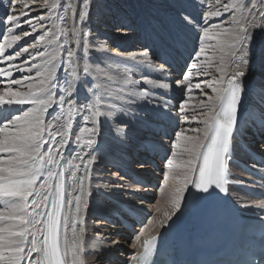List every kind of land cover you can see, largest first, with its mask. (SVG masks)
I'll return each mask as SVG.
<instances>
[{
	"label": "snow or ice",
	"instance_id": "6c2138e0",
	"mask_svg": "<svg viewBox=\"0 0 264 264\" xmlns=\"http://www.w3.org/2000/svg\"><path fill=\"white\" fill-rule=\"evenodd\" d=\"M260 3L264 5V0ZM78 4L77 17L73 9ZM189 5L197 7L195 0H167L162 16H153L144 22L145 39L151 40L155 47L146 46L145 51L129 52L126 57H109L113 62L102 68L99 63L91 62L94 48L91 29L83 28L90 17V3L84 7L81 0H43L42 9H47L49 15L33 18L32 5L27 0H6L0 15L3 29L0 32L3 39L0 43V87L3 88L0 91V206L3 207L0 210V264H83L80 254L84 252V236L82 229L77 232V225L83 223V214L93 194L92 172L98 154L103 151L102 123L123 114L126 106L137 105L141 100L144 104L150 103L153 89L170 88L169 83L144 76L142 66L153 67L151 53L161 61L158 72L166 75L172 62H178L187 47L185 26H191L197 35L176 87L191 93L195 70V89L207 96L199 77L201 73L208 75L217 53L216 71L220 75L206 83L215 95L207 96L196 105L197 109H207L206 112H193L189 117L187 101L180 102L179 115L184 122H197L198 115H202L199 122L203 128H192L198 134L189 136L188 129L178 127L171 138L172 158L167 159L168 171L163 175L165 183L172 178L179 186L169 190V202L179 210L184 194L192 189L195 190L193 200L201 198L197 193L209 196L217 190L227 193L229 164L234 159L239 134L247 126L239 115L249 91L244 83L248 75L244 69L251 67L254 33L257 27L264 26L255 21L264 19V7L258 9L252 0H231L230 3L216 0L215 10L204 11L201 3L198 7L202 24H199ZM230 13L232 27L210 23ZM236 13L241 15L237 17ZM53 18L63 21L65 26L58 32L53 30L59 27L55 24L44 30L42 22ZM245 22L248 26H244ZM24 24L29 30H23ZM38 27L43 34L35 42L2 55L5 49L36 33ZM116 27L128 25L117 22ZM17 29L22 35L16 34ZM40 45H44V51H37ZM48 46L53 47L50 50ZM209 51L212 56L207 55ZM21 57L23 61L17 63ZM136 70L141 71L138 79L132 78ZM16 73L28 74L14 78ZM140 85L150 87L140 89ZM25 105L30 107L25 109L22 107ZM157 112L154 108L153 113ZM78 118L80 126L73 136L72 129ZM141 119L145 124L162 122L158 115ZM182 145V152L175 151ZM182 154L187 156L178 166L182 173L173 175L174 159ZM160 191L163 193L164 188ZM174 214L164 215L171 220ZM142 236L144 231L136 236V241ZM156 240V236L143 240L139 264H148Z\"/></svg>",
	"mask_w": 264,
	"mask_h": 264
},
{
	"label": "rangeland",
	"instance_id": "374dc122",
	"mask_svg": "<svg viewBox=\"0 0 264 264\" xmlns=\"http://www.w3.org/2000/svg\"><path fill=\"white\" fill-rule=\"evenodd\" d=\"M99 1L102 2V6H101L102 7V10L99 11L101 15L98 16V14H97V12L95 10H93V11L90 10V14L93 15V17L95 18L96 23H98L97 25L94 26V29H92V31H91L92 34H93V36H96L95 37L96 39L98 38V32L99 33L100 32L101 33H103V32L104 33L105 32H109V33H106V34H108L109 36H111V33L110 32H112V34H115L116 35L117 34V31L119 29L121 30V32L128 33V34H129V31H131V30H132V32H135V33L137 32V34L139 33L138 35H140V33H144V30H142V31H139L138 30L139 27L137 26V24L135 26L134 23H129L127 21V19H125L123 17V14L122 13H119V11L117 12V10H115L117 8V5L118 6H123V7L125 6V5H123L122 0H113V1H115L113 3L111 1L109 3L108 0H99ZM163 1L164 0H162V1L161 0H136V2H138L140 4V6L144 9V11L146 10L147 6L149 5L151 8H155L157 11H159V13H161V15H163L165 13L166 6H167V2H163ZM201 1H204V2H201ZM211 1H216V0H211ZM27 2L32 5L31 16L33 18H36L39 15H45V16L49 15L47 9H42L43 0H35L34 3H33V0H27ZM225 2L226 1H224L223 3H225ZM257 2H258V4H261L260 3V0H258ZM4 3H6V0H4ZM4 3H0V15H2L3 12H4ZM126 3L129 4V6L127 7V10L130 13L132 12V15L135 16V15L139 14L138 11L136 10V8H134V7L131 6V4L133 3L132 1L126 0ZM201 3H203V10L204 11H210V9H212V8L209 7V3L207 5L205 4V3H207V0H200V1L199 0H196L195 1V4L197 5V7H193L192 5H189V6H191L193 8L192 9L193 16L194 17H198V21L196 20V22L197 23L200 22L202 24L201 18H200V14H199L200 13V8L198 7V5L201 4ZM151 8H147V9H151ZM190 9L191 8L189 7V11H190ZM152 13H156V12L153 11ZM110 14H113L116 17H112L111 18L110 17ZM117 16L118 17L121 16V17L117 19ZM257 16H258V13H257ZM146 17H148V15H146ZM114 18H116V19H114ZM219 19H220V21H219ZM258 19L259 18H257L255 22H256L257 25H260V23L262 21H264V19H259V20ZM213 20H215L214 23L223 22L224 16H222L221 18L220 17L219 18H214ZM34 22H36L35 19H34ZM117 22H123L125 25H128V27L118 28V27H116ZM42 23L45 25V29L44 30L49 29V28H53V25L54 24L57 25L59 23H60V26H65L64 25V22L61 21V20H59L58 18H53L52 20H45ZM226 24L227 25H224L225 27L224 26H222V27L227 28L229 25H228V23H226ZM100 25H102V26H100ZM263 25H264V23H263ZM244 26H248L247 25V22H245V25ZM97 27H100L101 29L99 31H97ZM261 27H257L256 28V31H260L261 30ZM103 28H105V30H103ZM23 30H29L27 24H24L23 25ZM53 30L54 31H57L58 28H55ZM193 30L196 31L191 26H185L184 29H183V31H184V33L186 35L187 41H189L190 43H192V41L190 40L189 35H190V32H193ZM0 32H3V29L2 28H0ZM16 34H21L22 35V31L20 29H17ZM41 34H43V30L38 27L36 33H34L33 35H30L29 37L25 38L24 40H22L21 42H19L18 45L13 46L12 49H5L4 50V53L2 55H5L6 56V55H9V54H12V52H14L15 50H17V48L22 47L24 44H26L28 42H35L36 38L39 35H41ZM119 34L121 35L119 37H124L123 34H121V33H119ZM119 37H117V38H119ZM142 37H145V36L143 35ZM110 38H113V35ZM110 38H108V39H109L110 42H112ZM134 41L137 44L136 46L135 45L134 46L133 45H130L129 47H126L123 42H121L120 40L114 39L113 42L110 44V46H111V48H112V46L113 47L121 48V50H122L123 53H125V52L128 53V52H131V51L140 50L139 47L143 48L142 45H141V42H140L141 41V36H140V38H138L137 35H135ZM254 41H255V43L259 47L264 46V42H263L264 41V32L261 33L260 35H257V34L254 35L253 42ZM110 42H107V43L109 44ZM0 43H3L2 36H0ZM211 43H215V41H212ZM48 47L51 50V48L53 46H48ZM106 50L107 51H110L109 48H107ZM142 50H144V49H142ZM37 51H44V45L38 46ZM207 55L208 56H212V52L209 51L207 53ZM253 55H254V57H257L258 60L260 59V53L256 54L254 52ZM23 59L24 58L21 57L20 60L17 61V63H20L21 61H23ZM213 60H217L216 63L218 64L219 63L218 55ZM153 61H154L153 62L154 63L153 66L155 68L159 67L160 64L157 62V60H156V58L154 56H153ZM36 62L38 64L41 63V61L39 59H37ZM107 63H112V62L107 61ZM212 63H215V62L212 61ZM253 66H254L253 69L255 71L256 65L254 64ZM210 70L212 72H210ZM184 71L185 70L181 71V73L170 72L171 75H173V74H176V75H175V77H172L171 79L166 80L167 81L166 83H169L171 86H176L175 82L178 81V80H180L182 78L181 74ZM147 72H148V74L149 73L152 74V75H147L146 74L149 78L156 79V80L161 79V78L155 77V73H156L155 70L151 69L150 71L147 70ZM177 74H179V75H177ZM211 74H212V76H211ZM21 75H24V73L23 74L16 73L15 76H14V78H20ZM195 75H196L195 74V70H193V76L194 77H193L192 85H193L194 88H195V83L197 82V80L195 78ZM218 75H219V73L217 71L213 73V67H210L209 68V73H208L207 76H204V74L201 73L200 74V77H199V82L202 84L203 90L205 89V87H207L206 86V82L210 81V79H212L213 76L218 77ZM140 76H141L140 74L139 75H137V74L134 75L135 79L140 78ZM255 79H257V77H255ZM143 86L144 85H142L140 87L142 89L144 87H146V86H144V87ZM185 87H187V85ZM2 90H3V88L0 87V91H2ZM211 92L212 91L209 88H207L204 93L211 94ZM169 93H171V92H167L168 95H169ZM193 94L195 95V97H194ZM197 95H202V93H201L200 90L193 89V91L191 93H187L184 88H181L180 91H177L176 92V96L178 97V102H179V103H177L176 108L179 110V105H180V102L182 100H186V101L188 100L187 101V104H191L194 107V106H196L199 103L200 100H202V99L203 100H206L207 99V96H204L203 95L202 98H199V97H197ZM165 97H167L166 94H165ZM175 102L176 101L173 100L168 105H171V104H173ZM138 105H134V106H138ZM22 107L26 109V108H28V105H25V106H22ZM146 107L147 108H150V109H154L155 108L152 105L151 106H146ZM174 111H175V108H174ZM205 111H207V110H205ZM127 113H129V114H127ZM197 113H199V112H197ZM200 113H202V111ZM149 114H150L149 112L144 111V110L143 111H140V110L139 111H132L129 108H126V112H124L121 115H124L126 117H127V115H130L129 116L130 118H132V119H134V120H136L138 122L140 121V122H143L144 123V121L141 119V117L147 119L146 116H149L150 117ZM188 114H189V117H191V115L193 114V112L191 113V112L188 111ZM122 117L123 116H120V118H122ZM201 117H202V115H201ZM178 120L180 122L181 121H184L183 120V116L182 115H179ZM128 122L129 121H121V123L119 125V126L122 125L121 127H124L123 128V133L122 132H119L118 129H114L112 127V125H109L108 123H105V125H103L104 126L103 129L106 130L107 132L106 133L103 132L102 133V137L109 140V142L111 144L110 147L112 148V151L111 152L113 153L114 157H118V158L116 160L113 156H111V158H107L108 159L107 160L104 157L98 155V161L95 164L94 170L92 172V176H93L92 181L93 182H91V185L93 186L95 184L94 187H92L93 188L92 191L94 193H96L97 195H99V194H101L103 192L101 194L103 200H100L99 201V200L96 199L93 202L96 205H98L101 209H104L105 211H108V213L110 215V217L106 216V214H104L103 210L100 212V214H102L101 216L96 214V216L92 218L93 219L92 225L93 224L95 225V228L93 229V232L96 233V234H99V230L102 229L103 230L102 233L104 235H109V234L111 235V238L108 237L109 238V241H114L116 237H124L125 235H127V233H125V231H123V230H118V228H116V227L115 228L109 227L110 226L109 225L110 223H114V225H116V223H117V225H118V221H116V219L112 221V218L114 216H112L111 212L108 210V207L105 206L106 203H110V200L111 199L123 200V197L120 196L121 194L122 195H125V196H128L130 199H132L134 201V203L142 204V205H145L146 207H148L147 210H149L151 212V215H155V217H160V215H158V212H157L158 209H156V211H155V208H153V206H155L157 204H159L160 206H163V204L165 202H163L161 200L159 201V198L157 196V192H159L160 188L163 187L164 188V192L163 193L164 194H169V190L170 189H173L174 187L179 186L178 181H177V185L176 186L173 185L174 180L172 178H169L170 184L165 183L163 173L166 172V171H168L167 163L165 164V166H164V168L162 170V174H161L162 176H161V178L154 180V178H153L154 177L153 176L154 173H151L148 170V168H149L150 165L148 164L147 161H145V159L143 158V155L138 153V152H141L142 153V151H144L143 149H144V146H145V143L146 142L143 141L141 143V145L139 144L138 147H141V148H138L137 147L136 150H134V147L129 144V143H131V141H132V143L133 142L135 143V140L142 141L141 139H144L145 137L147 139L153 141L154 140V137L152 135H150V133H148L146 130L144 131L145 127L143 128L142 126H140V130L138 131L136 129V127H135L136 126L135 124H133L131 122L128 123ZM193 124L194 123H191L190 125H183L181 127L184 128L185 126H188V127L192 128L195 125V124L194 125ZM107 125H109V126L107 127ZM128 130H129V132H132L133 135H131V134L127 135L128 132H126V131H128ZM116 131L118 132L119 135H123L122 136L123 138L122 137H119V136H117L118 138L115 137L116 135H118ZM124 131H125V133H124ZM110 133H114L115 136L114 135H110ZM191 134H195L196 135L198 133H194V132H192V133L190 132L189 133V132H186V135H189L190 136ZM124 136H125V138H124ZM129 136H131V137H129ZM128 141H129V143H128ZM168 143L170 144L171 141L168 142ZM114 145H115V147H114ZM120 150H121V152H120ZM179 150L182 151V147ZM135 151L137 152V155H134L133 152H135ZM126 152H127V154H126ZM128 154L133 155V159L135 160V161L132 162V166H131L132 169H134L136 171H138V170L141 171V170H145L146 169V170H148V172L146 171L147 177H148V175H152L148 179L149 182L146 185L140 183L139 181H132L131 178H130V176H128L127 173H125V172L122 171V167L126 165V160L125 159H122V162H120L119 159L122 156H125V155H128ZM170 158H172V156H170ZM179 158H180V161H183V160L187 159V156L186 155H183V156L181 155ZM174 160H176V158ZM176 163L177 162H174V165H173V175L179 176V175H181L182 170L180 168H178L179 163L177 165H176ZM136 175H138V174H136ZM138 176H140V175H138ZM152 183H156V184L154 185ZM165 185H166V187H165ZM172 185L174 187H171ZM116 197H118V198H116ZM2 209H3V207H0V210H2ZM98 220L99 221H104L105 223H106V221H111V222H107L105 225H100L99 224L100 222H98ZM0 226H2V225H0ZM111 232H112V234H111ZM136 235L137 234L132 235V236H128L127 235V237H128L127 241L129 243V246H132L133 242L135 241ZM112 236H114V238ZM91 254L92 253H90V255ZM110 258L111 259H108V258H106V257L103 256V258H101L100 260H101V262L103 260V262L104 263H107V264L108 263L109 264H112V263L113 264H125L126 263L124 261V258L120 256V253H118V254H116L114 256H111ZM91 261H93V260H91Z\"/></svg>",
	"mask_w": 264,
	"mask_h": 264
},
{
	"label": "bare ground",
	"instance_id": "6f19581e",
	"mask_svg": "<svg viewBox=\"0 0 264 264\" xmlns=\"http://www.w3.org/2000/svg\"><path fill=\"white\" fill-rule=\"evenodd\" d=\"M109 1V3H110V1L113 3V2H115V1H113V0H108ZM130 1H132L133 3L131 4V6L132 7H134V8H136V10L138 11V13L139 14H137V15H132V12L130 13L128 10H127V7L129 6V4H127L126 3V0H122V3H123V5H125L124 7L123 6H118L117 5V8L115 9V10H117V12L119 11V13H122L123 14V17L125 18V19H127V21L129 22V23H134L135 24V26H136V24H137V26L139 27L138 28V30L139 31H142V30H144V22H145V20H147V19H149V18H151V17H153V16H162L161 15V13H159V11H157L155 8H151L149 5L147 6V8H151V9H147L146 8V10L144 11V9L140 6V4L138 3V2H136V0H130ZM162 1V0H161ZM196 1V0H195ZM200 1V0H199ZM209 0H207V3H205L206 5L209 3V7L210 8H212V9H210V11H212V10H215V3H216V1H209ZM224 1H226V2H228V3H230L231 2V0H224ZM223 0H222V3L224 2ZM258 0H252V2L253 3H256V5H257V8L259 9V8H261V7H264V5H262V4H258V2H257ZM163 2H167V0H164ZM201 2H204V1H201ZM90 3V5H91V10L93 11V10H95L96 12H97V14H98V16H100L101 14H100V12L99 11H101L102 10V2H100L99 0H81V4H83V6L84 7H87V5ZM108 3V4H109ZM200 3V2H199ZM63 5H61V7H62ZM104 6V5H103ZM110 6V5H109ZM159 6V5H158ZM107 7V6H106ZM191 9H190V12L192 13V15H193V11H192V7L191 6H189ZM247 7H250V5H247ZM111 9V8H110ZM114 9V8H113ZM165 10V9H164ZM222 10V9H221ZM73 11L76 13V15H77V17H78V15H79V11H80V5L78 4V5H76L75 6V8L73 9ZM153 11H155L156 13H152ZM199 12V11H198ZM144 14V15H143ZM157 14V15H156ZM146 15H148V17H146ZM231 13L230 14H226L225 16H224V20H223V23L222 22H219V24H221V26H224V25H227L226 23H228V27L227 28H230V27H232L233 25H232V23H231ZM236 15H237V17H239L241 14L240 13H236ZM97 16V17H98ZM110 17L112 18V17H116V16H114L113 14H110ZM121 17V16H120ZM120 17H118L117 16V19L118 18H120ZM222 17V16H221ZM220 17V18H221ZM226 17V18H225ZM195 18V20H197L198 21V17H194ZM114 19H116V18H114ZM97 20V19H96ZM99 20V19H98ZM259 20V19H258ZM214 21L215 20H212V21H210V23H214ZM219 21H220V19H219ZM70 23V22H69ZM263 23H264V21H262L261 23H260V25H263ZM98 23H96V21H95V18L93 17V15H91L90 14V17L86 20V22H84V24H83V28L84 29H91V31H92V29H94V26L95 25H97ZM199 24H201L200 22H199ZM59 27H57L58 28V30L60 29V28H63L64 26H60V23L59 24H57ZM245 25V24H244ZM100 26H102V25H100ZM225 27V26H224ZM101 28L100 27H97V31H99ZM57 30V31H58ZM103 30H105V28H103ZM102 30V31H103ZM136 30V29H135ZM116 31V30H115ZM137 31V30H136ZM264 32V26H262L261 27V30L260 31H255V33H254V35H260L261 33H263ZM94 33V32H93ZM106 33H109V32H103V33H99L98 32V38L96 39L95 37L96 36H93V34H92V32H91V42L93 43V45H94V48H93V50H92V53H91V62H93L94 64H96V63H99L100 64V67H102V68H104L105 67V65L106 64H108L107 63V61H109V62H113L112 60H109V57H112V58H118V57H120V56H124V57H126L127 56V54L129 53H123L122 52V50H121V48H118V47H113L112 46V48H111V46H110V44L113 42V40L114 39H117V40H120L121 42H123L124 43V45L126 46V47H129L130 45H137L136 44V42L134 41V38H135V35H137V37L138 38H140V36H141V44H144L145 43V46H143V48H141V47H139V49L140 50H137V51H131V52H136V53H141V52H143V51H145L146 49H145V47L146 46H148L149 48H153V47H155L153 44H152V41L151 40H148V39H145V37H142L143 35H145V33H140V35H138L137 34V32L135 33V32H132V30L131 31H129V34L128 33H123V32H121V30L119 29L118 31H117V34L115 35V34H112V32H110L111 33V36L113 35V38H110L111 36H109L108 34H106ZM115 33V32H114ZM119 33H121V34H123L124 35V37H119V36H121ZM196 35H197V32L196 31H194L193 30V32H190V35H189V38H190V40L192 41V43H188L187 42V46L188 47H186V49H184L183 50V57H184V55L186 56V57H189V53H191V51H192V48H193V45H194V40H195V37H196ZM117 37H119V38H117ZM108 38H110L111 39V41L112 42H110L109 41V39ZM107 42H110L109 44L107 43ZM264 42V41H263ZM147 44V45H146ZM100 45H105L106 47L105 48H101L100 47ZM15 48V47H14ZM107 48H109L110 49V51H107L106 49ZM12 49V48H11ZM142 49H144V50H142ZM256 53V54H258V53H260V59L258 60V58L257 57H254V55H253V57H252V63H251V67L250 68H245L244 70L248 73V75L244 78V83H245V85L247 86V88H248V90H249V92H250V96L252 97H250V96H248V99H246L245 98V100H246V102H247V104L248 103H250L251 104V112H252V110H253V112H258V115H264V91H261V89L262 88H264V46H262V47H259L256 43H255V41L253 42V53ZM217 55H218V60H219V53H217ZM154 56V55H153ZM153 56H152V54L150 53V60H151V62H152V65L154 64L153 62ZM155 57V56H154ZM216 61L217 60H213V62H215V63H212V67H213V73L214 72H216L215 70H216V66L219 64H217L216 63ZM176 64H178V62H176ZM256 65V69H255V71H254V69H253V65ZM179 65L181 66H184L185 67V65H183V63H179ZM124 65H121V67H123ZM142 69H143V75L144 76H146L148 79H152V78H149L147 75H152L151 73H149L148 74V72H147V70L148 71H150L151 69H155V71H156V73H155V77H158V78H161V79H159V80H157L159 83H166L167 81L166 80H169V79H171L172 77H175V75L176 74H173V75H171V73H170V70L167 72V74L166 75H162V74H160L159 72H158V69H159V67H157V68H155L154 66L153 67H149L147 64H145V65H143L142 66ZM146 70V71H145ZM230 71H231V69H229ZM174 71H178L179 73H181V71H179V70H177V68L174 70ZM210 72H212L211 70H210ZM19 74V73H18ZM28 73H24V75H27ZM135 74H137V75H141V71L140 70H136V73ZM147 74V75H146ZM33 75H34V72H33ZM60 75L62 76L63 75V73L61 72L60 73ZM177 75H179V74H177ZM219 75H220V73H219ZM219 75H218V77H219ZM205 76V75H204ZM211 76H212V74H211ZM194 77V76H193ZM255 77H257V79H255ZM132 78H134L135 79V77L133 76ZM211 80V79H210ZM207 83V82H206ZM140 86H142V85H140ZM144 86H146V87H150V86H148V85H144ZM143 86V87H144ZM259 86V87H258ZM191 87H192V89H195L194 87H193V85H191ZM140 89H142L141 87H140ZM180 89L181 88H178V87H176V86H171L170 85V88L169 89H153L152 90V93H151V102L150 103H148V104H144L143 103V101L141 100L140 102H138V106H134V105H132V106H126V108H129L130 110H132V111H147V112H150L153 116H156V115H158V116H160V117H162L163 115L164 116H166V117H168L170 120H172L173 121V119H175V116H174V114L171 112V111H173L174 110V108H175V110L177 109L176 108V105H177V103H179L178 102V97L176 96V92L177 91H180ZM207 89V87H205V89L203 90V92H205V90ZM22 91H26L27 89L26 88H22L21 89ZM195 90H197V89H195ZM167 92H171V93H169V95H167V97H165V94H167ZM175 95V96H174ZM194 95V94H193ZM215 94L213 93V92H211V94H207V96H214ZM202 96L203 95H197V97H199V98H202ZM205 96V95H204ZM81 97L83 98V90H81ZM193 97V96H192ZM194 97H195V95H194ZM173 100H175L176 102L174 103L175 104V107L174 106H171V105H173V104H171V105H168V104H170V102L171 101H173ZM188 101V100H187ZM200 102V101H199ZM154 106L156 109H158V112L157 113H153V110H151L150 108H147L146 106ZM28 107H30V106H28ZM187 107H188V111L189 112H201L202 111V113L203 112H206L205 110H207V109H197L196 108V106H192L191 104H187ZM27 109V108H26ZM192 109V110H191ZM197 109V110H196ZM165 110H167V111H170V112H166ZM50 111H54V109L53 110H50ZM126 112V111H125ZM177 112H178V110H177ZM135 113V112H134ZM167 113H169V114H167ZM127 114H129V113H127ZM172 114V115H171ZM131 115V114H130ZM130 115H127V117L126 116H124V115H121V114H116L115 116H114V118L113 119H111V120H108L107 122H103L102 123V133L104 132V133H106L107 131L106 130H104L103 128H104V126L103 125H105V123H108L109 125H112V127L114 128V129H123L124 127H121V126H119L120 125V123H121V121H129L128 123H133V124H135L136 126V129L139 131L140 130V126H144V124L142 123V122H138V121H136V120H134V119H132V118H130L129 116ZM139 115V114H138ZM150 115V114H149ZM120 116H123L122 118H120ZM179 116V115H178ZM147 118H150L149 116H146ZM173 118V119H172ZM202 119V117H201V115H198V120H197V122H191V123H194L195 125L192 127V128H203V124L202 123H200L199 121ZM246 120L248 121V117L246 118ZM250 120V119H249ZM264 120V119H263ZM120 121V122H119ZM262 121V120H261ZM184 122V121H183ZM182 122V123H183ZM191 123H189V124H191ZM109 125H107V127L109 126ZM258 125V124H257ZM79 118L77 119V121L76 122H74V127H73V129H72V134H73V136L76 134V132L78 131V128H79ZM132 127V126H131ZM146 127V126H145ZM184 128H186V129H188V131L187 132H191L192 133V131H191V129L192 128H190V127H188V126H185ZM111 129V128H110ZM125 130V129H124ZM145 131V130H144ZM112 132V131H111ZM117 132V131H116ZM126 132H128V134L127 135H129V134H131V135H133V133L132 132H129V130L128 131H126ZM141 132V131H140ZM123 133V132H122ZM124 133H125V131H124ZM117 134H118V132H117ZM140 134V133H139ZM110 135H114L115 136V134L114 133H110ZM138 135V134H137ZM197 135V134H196ZM246 135H249V133L247 132V131H245V132H241L240 133V135H239V138H241L242 140H247V141H249V137L248 136H246ZM117 136H119V137H122L123 135H116L115 137H117ZM190 136H195V134H191ZM129 137H131V136H129ZM118 138V137H117ZM123 138V137H122ZM121 138V139H122ZM124 138H125V136H124ZM131 139V138H130ZM145 139V138H144ZM254 139V138H253ZM133 140V139H132ZM141 140H143V139H141ZM145 140H148L147 138L145 139ZM161 141H163L162 139H161ZM164 142V141H163ZM128 143H129V141H128ZM148 143H154V141H149L148 140ZM131 146H133L134 147V150H136L137 149V147L139 146V144L141 145V141H138V140H135V143L133 142L132 143V141H131V143H129ZM161 144H163V143H157L156 145L157 146H160ZM165 147H167V146H169L170 144L167 142H165ZM169 144V145H168ZM110 142H109V140L108 139H106V138H103V151H102V153H99L98 155H100V156H102V157H104L105 159H107V158H111V156H113L114 157V155H113V153L111 152L112 151V148L110 147ZM47 147V145L45 146V148ZM114 147H115V145H114ZM170 147V146H169ZM138 148H141V147H138ZM114 149V148H113ZM182 149H183V146H182ZM69 152H71V149H69L68 150ZM114 151V150H113ZM176 151L177 152H182L181 150H179V149H176ZM117 152V151H116ZM120 152H121V150H120ZM123 153V152H122ZM129 153V152H128ZM139 154H142L143 155V152L141 153V152H138ZM68 153H66V155H67ZM118 154V153H117ZM124 154V153H123ZM126 154H127V152H126ZM184 154H182V156H183ZM181 155H178V156H176L175 158H176V160H174V162H177L176 163V165L179 163L180 164V157ZM121 157V156H120ZM6 158V157H5ZM116 160H117V158L118 157H114ZM103 159V158H102ZM122 159H125L126 160V167H128L129 168V170L130 171H132V172H134V174H138V175H140L142 178H147V176H146V173H145V171L144 170H141V171H136V170H134V169H132L131 168V166H132V162L133 161H135L134 159H133V155H130V154H128V155H125V156H122L119 160H120V162H122ZM108 160V159H107ZM112 160V159H111ZM168 167V166H167ZM176 168V167H175ZM179 168V167H178ZM127 175H128V173H127ZM159 175V174H158ZM128 176H130V175H128ZM93 177V176H92ZM132 177V176H131ZM157 174H155V179H157ZM65 179H66V181L68 180V174L66 173L65 174ZM93 182V181H92ZM167 184H170V181L168 180L167 181ZM166 184V185H167ZM95 185V184H94ZM94 185L92 186V187H94ZM166 185H165V187H166ZM173 185H177V181L176 180H174V183H173ZM171 186V187H174V186ZM96 187V186H95ZM100 188V187H99ZM103 188V187H102ZM93 189V188H92ZM119 189V188H118ZM109 191V190H108ZM101 192V191H100ZM99 192V193H100ZM110 192V191H109ZM103 193V192H102ZM101 193V194H102ZM107 193V192H106ZM101 194H99V195H97L96 193H94L93 192V194H92V196L90 197V206H89V208L87 209V211L83 214V223L82 224H78L77 225V232L78 233H80V230L82 229L83 230V236H84V252H82L81 254H80V259L83 261V264H107V263H104L103 262V260H102V262H101V258H103V256L104 257H106V258H108V259H111L110 257L111 256H114V255H116V254H118V253H120V256L121 257H123L124 258V261L126 262L125 264H129L128 263V260H130V257H129V254L132 252V251H129V249H130V246H129V243H128V241H127V239H128V237H127V235H125L124 237H116L115 238V240L114 241H109V238L108 237H110L111 238V235L109 234V235H104L102 232H103V230L102 229H100L99 230V235L98 234H96V233H94L93 232V229L95 228V225L93 224L92 225V223H93V217H95L96 216V214L97 215H102V214H100V212L103 210V212H104V214H106V216H108V217H110V215H109V213H108V211H105L104 209H101L98 205H96L93 201L94 200H103V198H102V196H101ZM121 194V193H120ZM235 194V193H234ZM120 196H122L123 197V201H125L126 203H124V202H121V203H123L122 205H117V201L118 202H120V200H118V199H116V200H113V199H111L110 200V203H106V205L105 206H107L108 207V210L111 212V211H120V212H122L123 211V206H129L130 205V203L132 204V205H135L134 207H136V208H134V207H131V206H129V207H131V208H134L135 210L137 209V210H146L147 208H144V207H142L141 205H138V204H135L128 196H125V195H120ZM157 196H158V198H159V201L161 200V201H163V202H165L164 204H163V206H160L159 204H157V205H155V206H153V208H155V211H156V209H158L157 210V212H158V215H160V217H165V213L167 212V213H169V214H172L173 212H174V208H173V206H172V204L169 202V194H164V193H162L160 190H159V192H157ZM235 197H237V198H239V203L240 204H244V205H246V203H247V200H249V201H252L253 199L252 198H250V197H248V196H246V195H234ZM126 197V198H125ZM116 198H118V197H116ZM99 203V202H98ZM101 203V202H100ZM162 203V202H161ZM103 205V204H102ZM104 206V205H103ZM3 210V209H2ZM112 214V213H111ZM160 217H156V218H160ZM114 219L112 218V221H113ZM155 221L156 222H158L157 221V219H155ZM98 222H100L99 224L100 225H105L106 223L104 222V221H99L98 220ZM151 224L152 222H151V220H148L147 221V224ZM110 226L109 227H111V228H118V230H123V227H122V225H117V223H116V225H114V223H110L109 224ZM146 228L144 227L143 228V230H145ZM70 231V230H69ZM121 232V231H120ZM111 234H112V232H111ZM113 238H114V236H112ZM119 241V242H118ZM90 253H92L91 255H90ZM91 260H93V261H91ZM111 263V262H110ZM109 264V263H108ZM113 264V263H112Z\"/></svg>",
	"mask_w": 264,
	"mask_h": 264
}]
</instances>
